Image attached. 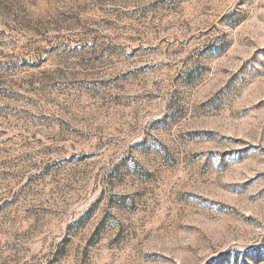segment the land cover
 <instances>
[{
  "label": "rangeland",
  "instance_id": "rangeland-1",
  "mask_svg": "<svg viewBox=\"0 0 264 264\" xmlns=\"http://www.w3.org/2000/svg\"><path fill=\"white\" fill-rule=\"evenodd\" d=\"M0 264H264V0H0Z\"/></svg>",
  "mask_w": 264,
  "mask_h": 264
}]
</instances>
